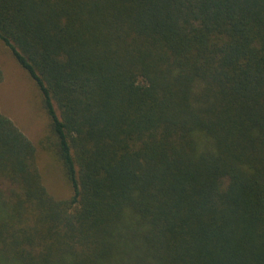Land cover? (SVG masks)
Listing matches in <instances>:
<instances>
[{"label":"trees","instance_id":"trees-1","mask_svg":"<svg viewBox=\"0 0 264 264\" xmlns=\"http://www.w3.org/2000/svg\"><path fill=\"white\" fill-rule=\"evenodd\" d=\"M0 42L68 188L0 110V264H264V0H0Z\"/></svg>","mask_w":264,"mask_h":264},{"label":"rangeland","instance_id":"rangeland-1","mask_svg":"<svg viewBox=\"0 0 264 264\" xmlns=\"http://www.w3.org/2000/svg\"><path fill=\"white\" fill-rule=\"evenodd\" d=\"M0 68L3 79L0 82V110L38 149V164L46 174L47 185L55 195L68 192L65 181L55 168L53 160L41 151V141L49 133V117L44 109L41 93L20 67L11 52L0 42Z\"/></svg>","mask_w":264,"mask_h":264}]
</instances>
